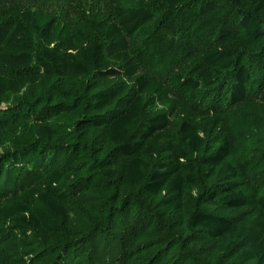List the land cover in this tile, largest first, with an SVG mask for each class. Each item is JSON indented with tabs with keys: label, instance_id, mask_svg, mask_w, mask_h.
I'll return each instance as SVG.
<instances>
[{
	"label": "trees",
	"instance_id": "obj_1",
	"mask_svg": "<svg viewBox=\"0 0 264 264\" xmlns=\"http://www.w3.org/2000/svg\"><path fill=\"white\" fill-rule=\"evenodd\" d=\"M108 1L73 41L0 0V264H264V174L256 191L245 171L264 134L248 165L219 126L247 142L264 115V0ZM198 53L170 85L218 116L173 132L180 103L148 72Z\"/></svg>",
	"mask_w": 264,
	"mask_h": 264
},
{
	"label": "rangeland",
	"instance_id": "obj_2",
	"mask_svg": "<svg viewBox=\"0 0 264 264\" xmlns=\"http://www.w3.org/2000/svg\"><path fill=\"white\" fill-rule=\"evenodd\" d=\"M29 5L33 8H37L44 13L51 12L53 15H56L59 24L65 25L68 29H71V35L73 41H78L82 36H90L92 27L85 22H88V19L94 18H109L111 19L113 16V9L108 0H25ZM7 6H10V1H6ZM26 8V7H23ZM11 11V9H9ZM159 14H156L154 19L150 21L148 24L142 27L132 38H129L130 43L133 44L134 48L140 46L142 42H144L155 30L157 18ZM93 35V34H92ZM58 44H62V40L56 41ZM56 43H53L54 46ZM62 50V49H61ZM63 51V50H62ZM203 57L202 53H198L193 55L190 58L182 59L178 61L175 65L166 66L165 68H157L154 70H150L148 74L155 80L161 82L167 89L170 96L177 98L180 103L176 113L173 114L174 119L172 120V124L170 129L174 132L176 129V125L178 120L185 118L198 119L199 124L202 125L204 118L210 117L216 118L218 114L206 113L203 108L204 106L209 105V101H204V97L198 99V101L191 102L187 100V98L181 94L178 90H175L170 85L171 76L175 73L186 74L189 72L194 63L200 61ZM0 72H4L0 69ZM10 75V72H8ZM24 74L13 75L15 80L20 81L21 77ZM251 109H259L261 105H264V102L256 97L248 102ZM5 102L0 103V108H5ZM234 108V107H233ZM198 122V121H197ZM251 123V127L247 130L243 131V136L247 142H242L241 139H237L232 136V130H236L233 126V123H230L227 120H222L220 122L221 130L228 135H230L234 141V146L238 153L244 156V160L250 164L256 158V154L258 149L263 146V137L264 134V115L257 116ZM209 128H214L213 125H209ZM5 147H3L4 149ZM2 149V150H3ZM246 176L248 179L249 186L253 190L259 189V181L263 179L264 170H254L251 166H246L245 168ZM11 194V191L4 192L0 195V202L2 201V197Z\"/></svg>",
	"mask_w": 264,
	"mask_h": 264
}]
</instances>
